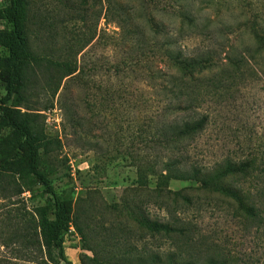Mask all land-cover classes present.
Returning <instances> with one entry per match:
<instances>
[{"label":"rangeland","instance_id":"obj_1","mask_svg":"<svg viewBox=\"0 0 264 264\" xmlns=\"http://www.w3.org/2000/svg\"><path fill=\"white\" fill-rule=\"evenodd\" d=\"M119 1L128 6L136 2ZM161 1L168 11H155V17L161 24L160 31L169 33L177 20L170 15L171 0ZM27 2L29 39L35 53L76 59L80 69L75 78L64 79L57 87L55 80L48 79L42 61L27 88L8 102L23 111L40 113L47 136L62 143L61 148L48 154L40 151L41 167L55 192L73 199L79 228L78 232L71 225L64 235L69 263L57 264L124 263L126 254L137 264V256L143 255L147 261L153 252L180 253L187 260L198 258L202 252L201 259L205 260L210 246L211 251L227 254L233 263L237 259L242 264H264L263 230L249 228L230 199L200 188L193 180H170L163 190L154 180L146 188L133 184V168L124 164V123L153 125L156 101L142 81L148 68L153 71L156 64L163 65L156 63L154 47L144 52L124 50V34L110 21L108 0ZM4 5L5 1L0 0V8ZM195 6L199 10L198 27L183 30L177 41L181 39L191 53L214 54L217 66L212 69L220 70V81L216 92L206 98L203 110L208 121L188 145L185 161L207 167L226 155L253 160L246 176L233 182L253 204L263 208L264 0H198ZM141 15L135 14V22L140 23ZM4 26L6 22L0 20V28ZM88 40L90 43L76 54ZM67 44L70 48L66 51ZM0 53L6 50L0 48ZM124 58L128 63L125 70L123 66L113 79L114 63ZM4 94L0 81V98ZM75 118L79 138L72 134ZM115 120L120 129L109 137L106 130L110 133ZM82 137L99 142L103 148L95 151L81 146L85 143ZM106 144L110 145L107 152ZM145 144L137 141L135 146L142 148ZM14 177L23 192L11 200L0 196V264H39L26 260L32 250L22 249L11 235L18 228V218L31 219L34 207L43 205L51 215L52 199L32 176ZM124 201L136 205L143 215L168 222L180 231L149 237L132 222H124V215L120 216ZM145 249L150 252L146 254ZM83 254L95 256L97 261L82 262Z\"/></svg>","mask_w":264,"mask_h":264},{"label":"trees","instance_id":"obj_2","mask_svg":"<svg viewBox=\"0 0 264 264\" xmlns=\"http://www.w3.org/2000/svg\"><path fill=\"white\" fill-rule=\"evenodd\" d=\"M4 1L5 5L0 8V20L6 22V26L0 28V48L6 50L5 54L0 53V81L5 88V94L0 98V196L2 199L9 197L11 200L23 192L22 186L14 177L15 174L20 177L32 176L41 184L52 199L51 215L43 205L34 207L31 219L18 218V228L12 232L11 238L21 243L20 246L25 251L32 250L31 255L25 257L26 260L39 264L46 262L57 264L59 261L69 263L63 242L64 235L71 225L79 232L75 222L74 201L71 197H63L55 192L47 172L41 167L40 153L42 151L48 154L61 148L62 143L47 136L43 119H39L42 116L40 113L23 111L17 105L8 102L19 91L27 88L31 81L30 77L35 76L36 69L42 61L46 63L48 79L55 80L57 87L62 80L75 78L80 69L76 59H56L35 53L30 45L27 24L28 0ZM134 1L136 2L132 6H128L123 1L108 0L107 12L111 15L110 21L124 34V40L121 42L124 44V50L144 52L153 46L156 50V63L163 65L158 67L156 64L153 71L148 68L142 81L143 86L152 91L156 101L157 114L153 125L136 126L134 121L124 123V164L133 168L135 175L133 184L138 188H146L154 180L156 187L163 190L170 180H193L200 188L230 199L236 213L248 224L247 226L255 228L257 232L263 230L264 234V207L253 204L248 195L233 182L246 176L253 165V160L235 159L226 155L211 165L202 167L194 162H187L184 158L188 145L203 132L207 124L208 115L203 106L207 96L216 92L220 81V70L212 69L217 66L214 54L208 51L191 53L192 51L182 45L181 39L177 41L183 30L198 27L199 10L195 6L198 0H171L170 15L177 20V25L169 33L160 31L161 24L155 17V11H168L161 0ZM141 12V21L137 23L135 14ZM174 35L175 40L172 39ZM90 41L82 44L76 54ZM64 48L66 51L69 50V44ZM126 64H128L126 58L114 63L113 79L119 76L123 66L125 70ZM73 120H76L72 122L76 128L72 134L79 138L81 135L76 130L77 119ZM117 129L120 127L115 120L114 126L110 127V133L109 129L106 132L109 137H113L115 132L117 135ZM148 136L151 138L150 142L147 141ZM82 138L85 143L81 146L87 149L98 151L103 148L97 141ZM137 141H144L146 144L142 148H137L135 146ZM104 148L107 152L110 145L106 144ZM121 211L120 216L124 215V222H132L145 234L148 233L149 237L180 231L168 222L163 223L143 215L134 204L124 201ZM81 235L83 237V234ZM209 248L211 246L205 252L209 253L205 260L201 259L202 252H199L200 256L194 260H187L180 253L153 252L147 261L142 255L143 257L137 256L136 262L242 264L238 263L237 259H235L237 263H233L227 254H222L218 250L211 251ZM144 251L146 254L150 252L146 249ZM130 256L124 255V263L116 261L115 264H134ZM84 259L97 261L95 256L88 257L83 254L82 262Z\"/></svg>","mask_w":264,"mask_h":264}]
</instances>
